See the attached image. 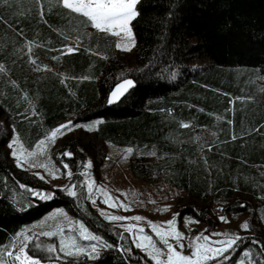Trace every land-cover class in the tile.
Returning a JSON list of instances; mask_svg holds the SVG:
<instances>
[{"label":"trees","instance_id":"1","mask_svg":"<svg viewBox=\"0 0 264 264\" xmlns=\"http://www.w3.org/2000/svg\"><path fill=\"white\" fill-rule=\"evenodd\" d=\"M137 11L136 47L124 56L116 36L93 29L58 0H0L5 264H18L7 252L19 232L55 208H65L111 247L96 259L67 256L56 237L39 235L27 244L32 256L56 264H155L97 210L79 173L76 196L63 188L49 194L41 178L12 158L8 145L15 132L33 148L72 117L103 119L91 125L88 142L81 136L63 142L74 152L68 159L77 171L97 149L95 141L129 147L135 152L132 175L187 194L192 200L184 210L199 221H214L210 205L218 203L231 202L227 211L246 214L250 234L239 239L234 256L249 250L256 264H264V84L257 82L264 78V0H139ZM124 79L134 87L109 103ZM203 130L209 140H201Z\"/></svg>","mask_w":264,"mask_h":264},{"label":"rangeland","instance_id":"2","mask_svg":"<svg viewBox=\"0 0 264 264\" xmlns=\"http://www.w3.org/2000/svg\"><path fill=\"white\" fill-rule=\"evenodd\" d=\"M116 38L117 43L122 42L121 37ZM135 47L136 39L135 46L131 51H122L121 49H119V51L124 56H130L135 50ZM199 63L200 62H196V64ZM257 82L264 84V78L259 77ZM75 118L76 117L69 118L52 129L54 130L61 125L71 122L70 127L72 130L68 131L65 129L64 134L58 135L54 142L46 140V137L49 136L52 130L40 140L45 141V151L43 153H41L37 147L40 141H38L33 148H30L17 132H15L11 139L12 141L17 136L19 137L20 143L26 150L25 155H27V152L36 153L35 156L27 157L26 160H21L22 166L17 165L15 157L12 156V158L20 169L30 171L39 178L43 177L42 180L46 183L49 194L53 192L54 188L65 189L67 187L75 191V174L79 173L81 175V183L85 186L90 200L92 202L94 201L93 204L97 210L108 222L120 227L123 232L127 233L134 246L138 236L148 235L157 242V246L163 247L160 245L159 239L156 237L150 225L156 224L167 228L168 225L165 222L173 220L174 218L177 230L182 233L184 237L181 240V243L184 244V248L180 249L177 247V250L182 251L184 255L191 254L193 249L189 247V245L201 234L208 237L206 243L213 248L224 247V245L216 243L217 241H225L230 237L236 236L242 238L250 234L249 229L245 230L241 227V225L247 221V215L232 214L227 211V207L231 202L210 205L211 215L214 221H199L184 210V207L190 205L192 200L187 194L166 183H151L134 177L129 167V160L131 157L135 156V152L129 147L95 141L97 149L93 150L89 155L84 167L77 171L75 164H71V161L68 159L73 156L74 152L69 146H65L63 142L67 138L76 139L80 136L82 142H88L90 138L93 137V133L88 130V127L92 124L98 126L103 119L76 120ZM98 121L99 123H97ZM200 137L203 141L209 140L211 138V133L203 130L200 133ZM8 149L10 153H12V149L9 148V145ZM128 149H131L130 153L127 151ZM55 153L59 154V156L62 153L66 158L61 157L57 159L54 157ZM65 153H71V155H65ZM39 165H46L47 167H40ZM65 165H67V167H65ZM69 171L72 173L71 177L68 175ZM90 182L93 184L91 192H89L88 189V184ZM105 192L108 196H105ZM108 197H111V199L105 203ZM249 199L254 206L258 205V200L256 198ZM113 203L117 206L112 207L111 205ZM119 205H124V207ZM60 210H63V215L58 214ZM110 216H122L126 218L139 216L143 219H124L116 221L109 219L108 217ZM221 216L226 217V221L221 220ZM80 224H83L88 229L81 220L71 216L65 208H55L42 218L26 225L19 232L12 247L14 255L21 245H26L27 248V244L30 240L46 232L56 233L55 235L45 236L56 237L58 243L57 248L59 250L62 239L67 241L69 237H75L77 243L85 247L87 251L90 252L89 246L95 243L98 245V252H100L103 249V246H100V241H88L79 237ZM130 225L134 226L132 231L127 230ZM140 229H143L142 233L139 231ZM88 231L95 235L89 229ZM84 241L89 243L84 244ZM169 242L174 246L176 245L175 239L170 238ZM237 242L227 252H224L213 260L206 261L205 264H209L213 261L217 262L220 259H222V261L217 264H256V257L249 250H242L234 256ZM25 250L27 251V249ZM27 254L38 259L28 253V251ZM16 262L19 264V261ZM40 262L41 264H56L55 262H44L42 260H40Z\"/></svg>","mask_w":264,"mask_h":264},{"label":"snow or ice","instance_id":"3","mask_svg":"<svg viewBox=\"0 0 264 264\" xmlns=\"http://www.w3.org/2000/svg\"><path fill=\"white\" fill-rule=\"evenodd\" d=\"M58 2L64 7L69 9L71 12L76 13L79 16H82L86 23L89 24L92 28L96 29L98 32L105 33L106 35H112L116 37H121L122 42L116 43V47L121 49L122 51H131L135 46V39L131 28V23L136 17L139 15L137 11V4L139 0H58ZM67 51L70 53L74 51L73 48H68ZM0 70H2V66H0ZM134 87V82L130 79H124L122 82L118 83L115 89L111 93V99L108 101L109 103H114L118 101L125 93L128 92L129 89ZM99 123V121L97 122ZM71 122L65 125H61L58 128L51 131L48 137H46L47 141L54 142L55 138L58 135H63L64 130L67 129L71 131L70 127ZM183 127H187L188 125H182ZM88 130H93L92 126L88 127ZM15 146V147H14ZM38 150L43 153L45 151V141H40L38 144ZM9 148L12 149V156L16 158V162L18 166H22L21 160H26L27 157L35 156V152H27L23 148V145L19 141V137L17 136L9 143ZM129 153L131 149L127 150ZM65 155H71V153H65ZM40 167H47L46 165H39ZM90 166V164H89ZM67 167V165H65ZM69 177H71L72 173L68 172ZM43 179V177H41ZM93 184L90 182L88 184L89 192H91ZM70 196H76L77 193L73 191L71 188H65ZM33 195L39 196L40 199L48 200L51 199V195L42 194L39 192H33ZM105 196L108 194L105 192ZM264 198V197H262ZM108 199L105 200V203L108 202ZM94 202V201H93ZM112 207H116L117 205L113 203ZM124 207V205H119ZM166 210V209H164ZM60 215H63V210H60ZM111 220H124V219H134L141 220L142 217H131L126 218L122 216H110L108 217ZM221 220L226 221V217L221 216ZM168 227L164 228L161 225L151 224V228L153 232L156 234V237L159 239L160 245L163 247L157 246V242L153 240L151 236L141 235L137 237V241L135 243V247L144 250L155 264H205L208 260H213L217 256H220L224 252H227L236 242L241 239V237H230L225 241H217L216 243L224 245L221 248H213L209 244L206 243L208 241V237L204 235L197 236L195 241L189 245L193 250L190 255H184L182 251H178L177 247L180 249L184 248V244L181 243V240L184 238L183 234L180 233L176 228L175 218L173 220H169L165 222ZM134 226H128V231H132ZM241 227L245 230L249 229V222L245 221ZM141 233L143 229L139 230ZM54 232H46L42 233V235H55ZM79 237L83 240L88 241H100V246L103 247H111V245H107L100 237L91 234L88 229L80 224ZM170 238L175 239L176 245L174 246L169 242ZM27 239V237H26ZM90 252L86 250L85 247L80 246L77 243L75 237H69L67 241L61 240L60 251L66 253L67 256H79L87 253L90 258L96 259L99 256L98 245L93 243L90 246ZM26 245H21L19 250L15 253L9 251L7 255L9 257L14 256L15 261H19V264H41L39 259H35L27 254ZM49 252H54L56 249L54 247H50L48 249ZM247 255V254H246ZM0 264H5L3 260H0Z\"/></svg>","mask_w":264,"mask_h":264}]
</instances>
